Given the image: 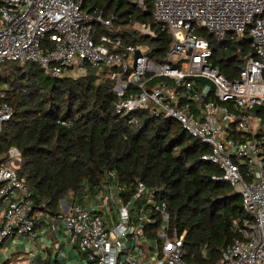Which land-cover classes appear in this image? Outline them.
I'll list each match as a JSON object with an SVG mask.
<instances>
[{"label":"built area","instance_id":"1","mask_svg":"<svg viewBox=\"0 0 264 264\" xmlns=\"http://www.w3.org/2000/svg\"><path fill=\"white\" fill-rule=\"evenodd\" d=\"M83 1L0 0V65L32 62L51 77H76L87 66L111 69L117 112L173 118L208 147L201 158L239 193L246 216L234 224L238 237L213 264H264V154L263 140L255 136L264 122L253 115L264 108V0H152L154 21L173 38L163 63L151 60L144 45L107 34L95 40L93 24L109 27L111 21L84 10ZM132 1L146 8L144 0ZM136 26L152 34L145 23ZM202 31L217 42L250 38L252 52L236 77L228 79L213 65ZM10 116L0 91V130ZM20 167L17 147L0 155V264H33L41 246L49 251L41 264H70L68 246L79 264H190L185 231L170 229L166 202L144 183H137L133 200L123 201L120 188L108 183L96 202H62L52 213L31 198ZM200 254L206 257L204 249Z\"/></svg>","mask_w":264,"mask_h":264},{"label":"trees","instance_id":"2","mask_svg":"<svg viewBox=\"0 0 264 264\" xmlns=\"http://www.w3.org/2000/svg\"><path fill=\"white\" fill-rule=\"evenodd\" d=\"M144 3L142 10L132 0H84L82 8L111 21L109 27L93 24L95 40L107 34L124 44L144 45L151 60L163 63L173 38L154 21L152 0ZM141 23L151 35L136 29ZM200 34L209 41L213 65L228 79L236 77L252 52L250 38L217 42L210 33ZM110 70L87 66L76 77H51L32 62L2 63L0 91L11 116L0 130V155L10 146L21 151L19 174L35 203L44 202V210L52 213L62 202H96L108 183L120 188L123 201L133 200L137 183H144L146 191L166 202L170 229L185 231L186 262L213 264L238 237L234 224L246 216L240 196L216 165L201 158L208 147L173 118L144 110L117 112ZM255 112L264 122V108ZM255 136L263 140L264 154V129Z\"/></svg>","mask_w":264,"mask_h":264},{"label":"crops","instance_id":"3","mask_svg":"<svg viewBox=\"0 0 264 264\" xmlns=\"http://www.w3.org/2000/svg\"><path fill=\"white\" fill-rule=\"evenodd\" d=\"M63 248H64V251L68 253V261L70 264H79L80 263V257H78L77 254L73 250L71 251V247L68 246V247H63ZM38 250H39V252H38L39 257L35 259L36 261L33 264H41L42 263V261H43L42 255H46V253L44 251H46L47 254H49L48 253L49 251L42 246ZM22 264H29V262L25 261Z\"/></svg>","mask_w":264,"mask_h":264},{"label":"rangeland","instance_id":"4","mask_svg":"<svg viewBox=\"0 0 264 264\" xmlns=\"http://www.w3.org/2000/svg\"><path fill=\"white\" fill-rule=\"evenodd\" d=\"M135 27H136V29H137V30H139V29H138V26H136V25H135ZM132 64H133V63H131V65H132ZM3 87H4V84H3V83H1V84H0V88H3ZM177 124H178V123H177ZM64 204H68V203H64ZM62 208H64V209H65V207H64V206H63Z\"/></svg>","mask_w":264,"mask_h":264},{"label":"water","instance_id":"5","mask_svg":"<svg viewBox=\"0 0 264 264\" xmlns=\"http://www.w3.org/2000/svg\"><path fill=\"white\" fill-rule=\"evenodd\" d=\"M255 114H256V112L254 111V112H253V115H255ZM236 194L239 195V193H237V192H236ZM66 205H68V204H66Z\"/></svg>","mask_w":264,"mask_h":264}]
</instances>
